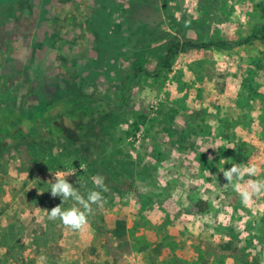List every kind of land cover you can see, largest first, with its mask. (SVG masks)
Returning a JSON list of instances; mask_svg holds the SVG:
<instances>
[{"label": "rangeland", "instance_id": "374dc122", "mask_svg": "<svg viewBox=\"0 0 264 264\" xmlns=\"http://www.w3.org/2000/svg\"><path fill=\"white\" fill-rule=\"evenodd\" d=\"M262 2L0 0L1 104L21 78L38 117L63 98L117 100L136 76L120 108L94 107L84 146L28 141L0 156V264H264V196L242 203L222 173L251 163L264 178V38L180 52L152 74L172 41L248 38ZM61 171L106 201L83 234L47 219Z\"/></svg>", "mask_w": 264, "mask_h": 264}, {"label": "trees", "instance_id": "16d2710c", "mask_svg": "<svg viewBox=\"0 0 264 264\" xmlns=\"http://www.w3.org/2000/svg\"><path fill=\"white\" fill-rule=\"evenodd\" d=\"M259 11L264 16V2L258 5ZM264 38V24L253 29L252 34L242 40H211L208 43H195L193 41H172L168 47L165 59L159 62L155 68L153 76H156L162 69H169L173 66L176 56L180 52L190 49L217 48L234 49L245 45L251 40ZM141 71H145L142 69ZM136 76L129 77L123 85V90L119 99L109 101L99 98L94 101H78L75 98H63L58 102L46 105L44 111L38 117H30L24 110V88L26 82L23 78L15 82H4L3 86L12 91L9 105L0 103V156L12 149L18 148L26 142H48L56 146L71 144L78 146L87 144L86 130L90 129V120L97 112L94 107L107 108L112 111L120 108L128 97V91L134 84ZM67 129H72L81 140L74 141L69 136ZM140 128L136 127V131ZM63 145V146H64ZM204 207L196 205L193 207L194 213H201Z\"/></svg>", "mask_w": 264, "mask_h": 264}, {"label": "clouds", "instance_id": "9594fccd", "mask_svg": "<svg viewBox=\"0 0 264 264\" xmlns=\"http://www.w3.org/2000/svg\"><path fill=\"white\" fill-rule=\"evenodd\" d=\"M222 173L227 181L224 187H231L237 192L242 203L248 204L255 198L264 196V178H256L260 174V169L255 164H232L230 169L224 168ZM72 175L62 171L57 172L54 174L55 182L49 181L51 196L53 198L60 197L62 205L46 210V216L50 221H59L65 228L83 234L90 226L89 217L94 213V206L102 208L106 201L101 191L89 190L86 196L83 195L80 188L74 187L72 183L68 182L67 177ZM92 180L95 185L103 187V190L107 191V188L103 186L102 178L93 177ZM67 201H72L73 205L64 209L62 206ZM45 261L46 257L41 256L37 264H44Z\"/></svg>", "mask_w": 264, "mask_h": 264}, {"label": "crops", "instance_id": "0c3cea01", "mask_svg": "<svg viewBox=\"0 0 264 264\" xmlns=\"http://www.w3.org/2000/svg\"><path fill=\"white\" fill-rule=\"evenodd\" d=\"M124 221H126V219H124ZM44 223L45 224H47L48 222L47 221H44ZM124 222L122 221V220H120L119 221V219H115V221H114V225L115 226H117V225H122ZM45 230H47L46 229V226H44L43 227ZM46 235V234H45ZM65 241V237L63 236V237H58L57 239H50L49 240V244H58V242H59V244H61V245H64V242ZM63 243V244H62ZM95 247L96 246H92L91 247V251L93 252V251H95L94 249H95ZM40 254H44V252H45V254H47V248H45V247H43V248H40L39 249V251H38ZM28 255V254H27ZM20 258V257H19ZM25 257H22V259H24Z\"/></svg>", "mask_w": 264, "mask_h": 264}]
</instances>
